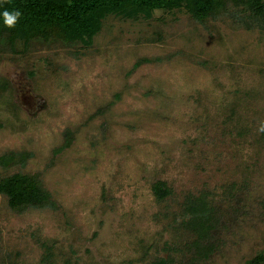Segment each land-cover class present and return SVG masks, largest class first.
I'll return each mask as SVG.
<instances>
[{
  "label": "rangeland",
  "instance_id": "374dc122",
  "mask_svg": "<svg viewBox=\"0 0 264 264\" xmlns=\"http://www.w3.org/2000/svg\"><path fill=\"white\" fill-rule=\"evenodd\" d=\"M189 3L110 14L88 43L0 37V184L51 201L0 192V264L264 257V15Z\"/></svg>",
  "mask_w": 264,
  "mask_h": 264
},
{
  "label": "trees",
  "instance_id": "16d2710c",
  "mask_svg": "<svg viewBox=\"0 0 264 264\" xmlns=\"http://www.w3.org/2000/svg\"><path fill=\"white\" fill-rule=\"evenodd\" d=\"M188 1L190 8L203 16L211 13L219 2L229 0H11L10 5L3 7L19 8L23 15L13 29L4 26L0 15V37L8 36L10 45L18 39L48 38L52 34L67 40L83 39L88 43L101 30L103 21L110 14L126 9L151 13ZM233 1L245 3L258 15H264V0ZM3 7H0V13ZM0 192L9 194L15 205L38 206L42 202L43 206H50L51 203L46 201L47 194L40 182L32 181L24 174H16L0 184ZM205 206V201L200 199L191 202L188 207L189 212L193 213L191 224L199 229L200 234H203L204 227H209V217L204 215ZM249 264H264V257L260 256Z\"/></svg>",
  "mask_w": 264,
  "mask_h": 264
},
{
  "label": "clouds",
  "instance_id": "9594fccd",
  "mask_svg": "<svg viewBox=\"0 0 264 264\" xmlns=\"http://www.w3.org/2000/svg\"><path fill=\"white\" fill-rule=\"evenodd\" d=\"M10 4L11 0H0V7ZM0 15H2L4 26L9 29H13L21 20L23 13L16 7H3V11ZM256 131L258 134H264V120H260L258 122Z\"/></svg>",
  "mask_w": 264,
  "mask_h": 264
}]
</instances>
